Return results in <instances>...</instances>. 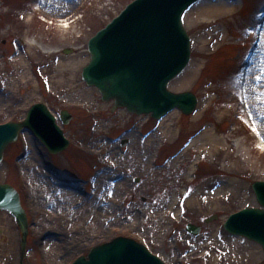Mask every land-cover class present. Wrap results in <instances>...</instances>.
<instances>
[{"label":"rangeland","instance_id":"374dc122","mask_svg":"<svg viewBox=\"0 0 264 264\" xmlns=\"http://www.w3.org/2000/svg\"><path fill=\"white\" fill-rule=\"evenodd\" d=\"M53 1L64 10H50ZM131 1L0 0V124L22 121L45 101L71 141L53 156L25 131L5 151L0 181L21 189L31 215L28 260L70 264L126 236L166 264H263V248L223 224L258 206L252 183L264 180L257 147L264 141V79H253L264 75V0H200L187 11L191 61L169 89L191 91L199 103L191 116L175 109L161 120L112 111L113 102L81 78L89 39ZM14 45L24 48L20 56ZM63 109L71 113L67 125ZM165 128L171 138L161 137ZM63 191L70 202H60ZM175 194L181 206L169 209ZM59 207L72 218L69 226L51 221L48 212ZM5 216L0 211V264H20L16 226ZM188 223L201 226L198 236L186 231Z\"/></svg>","mask_w":264,"mask_h":264},{"label":"water","instance_id":"95a60500","mask_svg":"<svg viewBox=\"0 0 264 264\" xmlns=\"http://www.w3.org/2000/svg\"><path fill=\"white\" fill-rule=\"evenodd\" d=\"M200 0H134L99 30L88 42L90 61L82 69V80L96 87L103 101H113L112 111L126 108L137 115L161 119L175 108L191 115L198 97L191 91L174 93L168 84L188 66L191 39L183 23L186 11ZM67 124L71 115L62 111ZM27 128L51 153L69 146L55 116L42 104H35L22 122L0 124V164L7 146ZM259 207L242 209L229 216L224 228L247 237L264 249V181L252 185ZM0 209L11 212L23 233L26 246L27 216L14 187L0 183ZM217 218L214 215L212 219ZM186 230L198 235L201 227L188 224ZM72 264H165L146 247L131 238L118 236L94 246L87 257Z\"/></svg>","mask_w":264,"mask_h":264},{"label":"bare ground","instance_id":"6f19581e","mask_svg":"<svg viewBox=\"0 0 264 264\" xmlns=\"http://www.w3.org/2000/svg\"><path fill=\"white\" fill-rule=\"evenodd\" d=\"M50 7H51V9L50 10H57L56 12H59L60 10L62 11V10H64V7H62V8H59L58 7V9L56 8L57 7V4H55L54 3V1H53V3L51 4V5H49ZM66 10V9H65ZM263 37H264V34L262 35ZM260 47V46H259ZM23 51H24V48L23 47H21V46H19V51H18V53H17V56H20L22 53H23ZM260 51H261V47L260 48H257L256 49V52H255V54L253 55V57H254V60H251V62H250V64H249V66H251L250 68H252V66L255 64V62H256V60H257V58H258V54L260 53ZM256 59V60H255ZM261 69H264V66H261V68H260V70ZM259 70V71H260ZM248 73V72H247ZM258 75H256V74H254L253 75V79H254V81H256V77H257ZM261 81V80H260ZM258 83V82H257ZM255 93H258V89L257 88H255ZM98 127H100V126H98ZM173 134H174V131L173 130H171V129H164L163 130V134L161 135V137L162 136H167L168 138H171L172 136H173ZM153 137V136H152ZM151 137V138H152ZM196 141H193V142H191V144H190V147L195 143ZM189 147V148H190ZM259 147H260V149L261 150H263L264 151V141L262 140V139H259ZM188 148V149H189ZM187 149V150H188ZM186 150V151H187ZM185 151V152H186ZM184 152V153H185ZM184 153H182L180 156H179V158H177V159H175V161L172 163V166H176L177 164H178V162H180V158H182L183 157V155H184ZM139 155H141L142 156V159H144L145 158V155H144V153H140ZM191 170H192V168H191ZM148 173V172H147ZM189 175H190V173H189ZM117 186H119V183H117ZM230 186H232V184H230ZM70 196H71V194H69L68 192H65V191H63V193H62V196L60 197V202L62 203V202H66V203H68V202H70ZM93 196L97 199V195H95V193H93ZM177 197H178V194H175L174 196H173V198L170 200V205H169V209H173V208H175L176 207V205H179V202H177L176 201V199H177ZM106 204V201L104 202V206H106L105 205ZM97 206H99V205H97ZM179 206H181V205H179ZM61 207V206H60ZM58 208V209H54V211H50V212H48V214H49V216H50V219H51V221H53V220H59V221H61V222H63L64 224H66V225H68L69 223H71L72 222V218H70L69 217V214L68 213H60V212H58V211H61V209L62 208ZM100 207L101 206H99L98 208L100 209ZM102 208V207H101ZM104 209V208H103ZM62 212V211H61ZM71 215V214H70ZM73 215V214H72ZM74 216V215H73ZM69 226V225H68Z\"/></svg>","mask_w":264,"mask_h":264},{"label":"flooded vegetation","instance_id":"af4514ba","mask_svg":"<svg viewBox=\"0 0 264 264\" xmlns=\"http://www.w3.org/2000/svg\"><path fill=\"white\" fill-rule=\"evenodd\" d=\"M5 218H6V216H5ZM7 220H9V221H11V222L14 223L13 225L16 226V231H17L18 237L21 236L20 230H19V228H18V226H17V224H16V222H15V219H14L12 216H11V217L9 216V218H8ZM3 231H4V229H1V228H0V238L4 236ZM4 238H5V237H4ZM28 239H29V237H28ZM4 241H7V240H4Z\"/></svg>","mask_w":264,"mask_h":264},{"label":"snow or ice","instance_id":"6c2138e0","mask_svg":"<svg viewBox=\"0 0 264 264\" xmlns=\"http://www.w3.org/2000/svg\"><path fill=\"white\" fill-rule=\"evenodd\" d=\"M261 72L264 73V69H261ZM262 79H264V75H261V76H257V77H256V80H257V81H260V80H262ZM249 115H251V113H250ZM253 131H257V129L254 127V128H253Z\"/></svg>","mask_w":264,"mask_h":264}]
</instances>
